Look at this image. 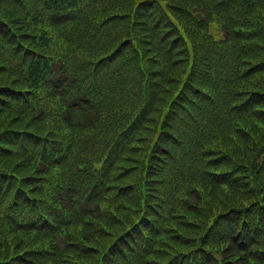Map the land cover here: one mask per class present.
Instances as JSON below:
<instances>
[{
  "label": "trees",
  "instance_id": "1",
  "mask_svg": "<svg viewBox=\"0 0 264 264\" xmlns=\"http://www.w3.org/2000/svg\"><path fill=\"white\" fill-rule=\"evenodd\" d=\"M141 153L158 212L115 175ZM216 235L264 251V0H0V264H221Z\"/></svg>",
  "mask_w": 264,
  "mask_h": 264
},
{
  "label": "rangeland",
  "instance_id": "2",
  "mask_svg": "<svg viewBox=\"0 0 264 264\" xmlns=\"http://www.w3.org/2000/svg\"><path fill=\"white\" fill-rule=\"evenodd\" d=\"M213 31L218 35V33H217L218 31H217V29H216V26L213 27ZM217 148H218V149H222L223 146H222V145H218ZM231 192H232V191H231ZM237 195H240V201L244 202V200L246 199V195H245V193H244V194H237Z\"/></svg>",
  "mask_w": 264,
  "mask_h": 264
}]
</instances>
